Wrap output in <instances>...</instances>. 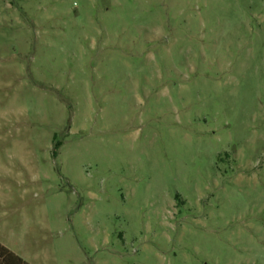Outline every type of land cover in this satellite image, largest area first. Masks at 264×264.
I'll return each instance as SVG.
<instances>
[{"label": "rangeland", "instance_id": "rangeland-1", "mask_svg": "<svg viewBox=\"0 0 264 264\" xmlns=\"http://www.w3.org/2000/svg\"><path fill=\"white\" fill-rule=\"evenodd\" d=\"M0 242L264 264V0H0Z\"/></svg>", "mask_w": 264, "mask_h": 264}, {"label": "trees", "instance_id": "trees-1", "mask_svg": "<svg viewBox=\"0 0 264 264\" xmlns=\"http://www.w3.org/2000/svg\"><path fill=\"white\" fill-rule=\"evenodd\" d=\"M0 264H31L0 242Z\"/></svg>", "mask_w": 264, "mask_h": 264}]
</instances>
